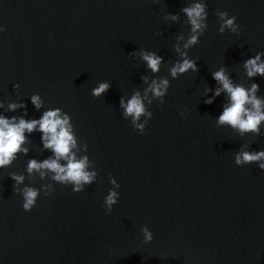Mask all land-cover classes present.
Instances as JSON below:
<instances>
[{
  "label": "water",
  "instance_id": "obj_1",
  "mask_svg": "<svg viewBox=\"0 0 264 264\" xmlns=\"http://www.w3.org/2000/svg\"><path fill=\"white\" fill-rule=\"evenodd\" d=\"M187 3L0 0V115L30 120L61 108L98 172L81 192L53 182L50 195L41 191L35 206L23 210L8 174L23 173L24 184L37 188L50 182L28 178L27 161L51 152L41 132H26L27 155L0 168V264H264V170L234 163L242 144L264 149V125L262 135L241 137L216 125L225 93L204 103L218 87L212 72L221 66L234 83L258 84L264 98V77L248 78L243 69L264 51V0H205L207 28L187 50L198 70L172 78L168 68L180 59L173 44L189 31L180 11ZM217 11L235 16L240 31L219 33ZM169 12L180 19L165 20ZM141 49L162 57L158 73L129 55ZM145 75L167 77L170 86L162 105L147 106L152 117L140 133L119 101L143 91ZM101 81L110 87L93 97ZM32 94L41 96V108ZM10 103L24 107L10 111ZM109 176L120 187L106 213ZM142 226L152 232L150 242Z\"/></svg>",
  "mask_w": 264,
  "mask_h": 264
},
{
  "label": "clouds",
  "instance_id": "obj_2",
  "mask_svg": "<svg viewBox=\"0 0 264 264\" xmlns=\"http://www.w3.org/2000/svg\"><path fill=\"white\" fill-rule=\"evenodd\" d=\"M180 11L186 17L185 23L189 26V31L187 37L183 33L178 35L176 43L173 44V50L180 59L168 68L172 78H177L189 70L193 72L198 70L196 61L189 57L187 50L200 42L199 37L207 28L208 12L205 0H188L187 5ZM215 15L220 21L219 33L223 34L226 30L232 33L240 31L235 16H229L227 11H217ZM164 19L175 22L180 17L178 14L169 12L164 16ZM0 31H3L2 27H0ZM159 34L157 33V35ZM180 41H183L182 45ZM129 55L142 60L151 73L155 74L160 71L163 59L155 52L141 49L138 53ZM262 56H264V51H257L254 56L244 61L243 69L248 78L264 77ZM212 78L217 82L218 87L212 91V96H208L204 100V103L211 104L214 97L221 95L222 92L227 97L223 110L216 118V125L230 127L241 137L249 133L254 136L262 135L264 98L257 95L259 85L251 83L250 86L245 87L241 83H234L223 66L212 72ZM141 79L145 85L143 91L137 89L130 96H121L119 107L122 110V116L125 119L130 118L132 127L143 133L152 117V112L147 106L151 105L153 101H157L160 105L164 103L170 81L164 76L150 78L145 75ZM14 87L18 88L19 85H14ZM109 87L108 81L98 82L97 86L91 89V95L101 97ZM204 91L206 94L210 89L205 87ZM31 102L37 109L41 108L44 103L39 94H32ZM18 107H24L23 103L8 105L10 111H15ZM180 115L183 116L184 112L182 111ZM141 117L144 118L143 121H141ZM71 119V116L59 107L46 109L38 119L26 120L23 116L5 117L0 115V168L9 167L17 159L18 154L27 155L28 148L24 147L28 143L26 132L32 133L37 130L41 132L43 148L51 152L48 158L43 160L33 158L26 163L25 171L29 179L38 176L42 181L46 179L50 181L41 184L40 188L24 184L26 177L23 173L10 172L8 174L14 181L13 191L22 197L23 210L30 211L35 206L41 191L45 195H50L54 191V183L71 185L73 192H81L86 185H91L96 181L98 172L94 161L87 155L88 145L78 139ZM234 163L237 166L256 163L259 169L264 170V149L250 151L248 144H242L240 150L234 153ZM109 182L113 187L108 189L107 195L104 197L103 207L106 213L112 210V206L117 203L119 198V192L116 189L120 185L112 176H109ZM21 185L24 186L21 187ZM141 232L144 242L152 240V232L147 226H142Z\"/></svg>",
  "mask_w": 264,
  "mask_h": 264
}]
</instances>
